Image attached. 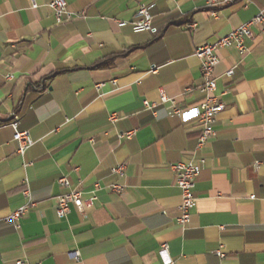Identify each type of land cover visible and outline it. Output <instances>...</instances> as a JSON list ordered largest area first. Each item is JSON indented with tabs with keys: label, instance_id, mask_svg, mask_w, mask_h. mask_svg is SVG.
Masks as SVG:
<instances>
[{
	"label": "crops",
	"instance_id": "obj_1",
	"mask_svg": "<svg viewBox=\"0 0 264 264\" xmlns=\"http://www.w3.org/2000/svg\"><path fill=\"white\" fill-rule=\"evenodd\" d=\"M52 1L0 0V264H264L260 28L246 55L219 52L215 77L226 108L202 152L186 227L176 221L182 197L171 170L198 160L202 126L193 108L204 80L196 49L252 20L264 0H65L75 18L64 23ZM152 4L158 36L118 26ZM161 92L184 118L145 110ZM16 121L35 141L24 155L13 140ZM131 131L132 140H119ZM119 164L125 178L111 172ZM116 184L126 187L122 194ZM27 189L35 206L16 229L6 219L27 204ZM70 190L94 198L93 206L58 219V198Z\"/></svg>",
	"mask_w": 264,
	"mask_h": 264
},
{
	"label": "built area",
	"instance_id": "obj_2",
	"mask_svg": "<svg viewBox=\"0 0 264 264\" xmlns=\"http://www.w3.org/2000/svg\"><path fill=\"white\" fill-rule=\"evenodd\" d=\"M216 0H212L211 3H216ZM49 7L54 13V17L58 23H64L71 21L75 18V15L68 11L65 0H53L49 3ZM156 5H141L135 19L131 23L118 22L120 28H124L128 25L131 26L132 31L136 34L149 32L154 36H158L160 31L154 26V10ZM258 27L264 33V10L256 15L252 20L242 25L239 29L233 31L226 37L219 39L214 44H205L195 51V56L201 63V74L203 77V84L198 88L199 93L202 96L201 101L194 106L193 115L201 124V133L197 139L194 154L198 157L197 161L188 163H176L171 165V170L176 175L177 186L181 191L182 201L179 206V215L176 219L177 223L181 227H186L191 220V214L195 208L196 198L194 190L196 187V180L201 173V165L205 162L202 152L207 144L217 136L216 124L218 115L226 108L225 104L221 100V96L217 93V79L215 77V70L220 63L219 52L222 49L233 47L241 55H246L249 51L248 43L253 40L254 34L252 29ZM197 28L195 24H191L187 29L193 31ZM235 70L231 69L227 72L228 77H233ZM11 78V77H9ZM102 85H98L100 89ZM162 107L166 110L167 115L170 117H176L179 119L184 118V112L178 105L177 101L169 97L164 92L160 94V103L144 102V108L156 115L157 110ZM111 124H115L118 119L116 114H112L109 117ZM15 129L13 140L19 144V153L24 155L27 150L35 145V141L29 134V132L19 131V122L16 121L12 124ZM136 135V131L119 134L120 141H130ZM112 174L117 175L120 178L126 176V165L119 164L112 168ZM59 183L64 188L69 189L70 183L66 178H61ZM97 188H100L99 184H96ZM125 186L116 184L112 187L115 193L122 194L125 191ZM24 195L27 197L28 202L23 207L12 213L6 221L13 224L16 229H19V221L22 217L35 206L34 201L31 198V192L29 189L24 191ZM254 199V197H252ZM94 198L90 200H83L82 194L79 191L70 190L68 193L61 195L58 198L56 205V215L58 219H64L67 217L71 207L76 208L80 213H84L87 209L91 208L94 203ZM163 252L169 251L168 245L162 247ZM217 255L224 258L222 251H218ZM71 256L76 260L79 259L80 254L78 251L71 253ZM17 264H25L23 261L17 262Z\"/></svg>",
	"mask_w": 264,
	"mask_h": 264
}]
</instances>
